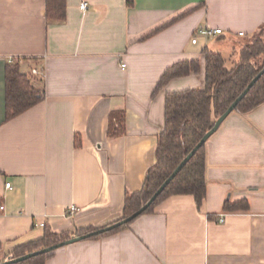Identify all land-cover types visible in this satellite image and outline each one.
<instances>
[{
	"label": "crops",
	"instance_id": "obj_1",
	"mask_svg": "<svg viewBox=\"0 0 264 264\" xmlns=\"http://www.w3.org/2000/svg\"><path fill=\"white\" fill-rule=\"evenodd\" d=\"M263 23L264 0H66L61 20L47 17V0H0V257L46 227L74 235L120 218L156 162L167 93L203 88L205 50L232 62ZM204 26L223 32L193 42ZM196 59L199 73L154 93L168 67ZM9 63L43 98L7 118ZM118 111L125 132L109 135ZM206 157L200 208L192 194L170 195L116 232L57 248L46 264H264V103L232 111ZM243 199L247 210H224Z\"/></svg>",
	"mask_w": 264,
	"mask_h": 264
},
{
	"label": "trees",
	"instance_id": "obj_2",
	"mask_svg": "<svg viewBox=\"0 0 264 264\" xmlns=\"http://www.w3.org/2000/svg\"><path fill=\"white\" fill-rule=\"evenodd\" d=\"M65 16L66 0H47L48 18L61 20ZM204 54L205 86L167 93L165 125L158 136L156 162L150 167L143 188L133 193H127L123 214L117 220L138 210L153 195L201 137L214 125L217 117L228 108L250 81L263 69L264 23L241 42L238 57L232 59V62L219 51L206 49ZM200 71L201 61L199 59L176 62L163 72L154 93L158 92L172 78L199 73ZM42 98L43 95L32 84L28 75L21 72L19 64L9 63L6 67L7 118L25 111L41 101ZM263 103L264 73L250 87L234 110L247 113ZM125 128L124 112L113 113L108 127V134H122L125 132ZM206 162L205 142L141 214L151 212L162 199L173 194H192L195 197L197 206L200 208L207 190ZM248 207L249 203L246 199L233 203L226 201L224 204L225 211L247 210ZM136 218L109 231L92 234L86 239L99 238L116 232L128 226ZM98 228L100 227L90 226L85 229H78L76 234L91 232ZM71 236L72 234L69 232H55L46 227L41 236L16 244L9 255L11 254L12 257L20 256L56 244ZM2 248L3 245L0 243V250ZM56 249L10 264H46L47 259Z\"/></svg>",
	"mask_w": 264,
	"mask_h": 264
},
{
	"label": "water",
	"instance_id": "obj_3",
	"mask_svg": "<svg viewBox=\"0 0 264 264\" xmlns=\"http://www.w3.org/2000/svg\"><path fill=\"white\" fill-rule=\"evenodd\" d=\"M264 73V67L261 69V71L250 81V83L247 85V87L235 98V100L228 106V108L217 117L214 125L201 137V139L197 142V144L191 149V151L182 159V161L178 164V166L174 169V171L164 180V182L157 188V190L153 193V195L136 211H134L132 214L117 220L113 223H109L107 225H104L98 229H95L91 232L83 233V234H74L70 238L60 241L56 244L43 247L40 249H37L35 251H31L28 253H25L20 256L12 257L10 254L7 256L4 260L0 261V264H10L13 262H18L24 259H27L31 256L48 252L50 250H53L55 248L61 247L63 245L81 240L86 239L92 234L101 233L104 231H109L117 226H120L122 224H125L134 218H136L138 215H140L142 212H144L151 203L157 198V196L163 191V189L166 187V185L171 181V179L179 172V170L182 168V166L194 155V153L199 149V147L207 142L209 137L217 131V129L220 127L221 123L225 120V118L236 108L238 102L243 98V96L249 91L250 87L255 83V81Z\"/></svg>",
	"mask_w": 264,
	"mask_h": 264
},
{
	"label": "built area",
	"instance_id": "obj_4",
	"mask_svg": "<svg viewBox=\"0 0 264 264\" xmlns=\"http://www.w3.org/2000/svg\"><path fill=\"white\" fill-rule=\"evenodd\" d=\"M80 7H81V9L86 10L88 8V3L83 1L82 3H80ZM222 32H223V30L220 27H209V26L198 27L195 31V37L193 38V42L197 41L198 36L213 37V36L220 34ZM239 34L243 35L244 31H239ZM123 66H125V63L123 64ZM31 74L35 75V76L37 75L40 79H42L44 72L39 70L38 68H33ZM10 184H11L10 182H7L6 186L10 187ZM4 208H5V205L0 203V211L3 210ZM78 209L79 208L76 206H71V207L67 208V212L70 214H73ZM224 220H225L224 216H220V221H224ZM41 224L45 225V223H41Z\"/></svg>",
	"mask_w": 264,
	"mask_h": 264
},
{
	"label": "rangeland",
	"instance_id": "obj_5",
	"mask_svg": "<svg viewBox=\"0 0 264 264\" xmlns=\"http://www.w3.org/2000/svg\"><path fill=\"white\" fill-rule=\"evenodd\" d=\"M7 256H9V254H8ZM7 256H6V257H7ZM2 260H4V257H0V261H2Z\"/></svg>",
	"mask_w": 264,
	"mask_h": 264
}]
</instances>
